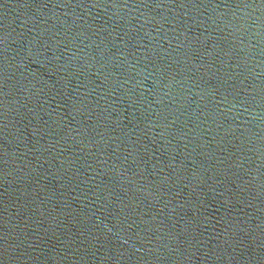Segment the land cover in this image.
<instances>
[{
    "label": "water",
    "instance_id": "water-1",
    "mask_svg": "<svg viewBox=\"0 0 264 264\" xmlns=\"http://www.w3.org/2000/svg\"><path fill=\"white\" fill-rule=\"evenodd\" d=\"M0 264H264V0H0Z\"/></svg>",
    "mask_w": 264,
    "mask_h": 264
}]
</instances>
